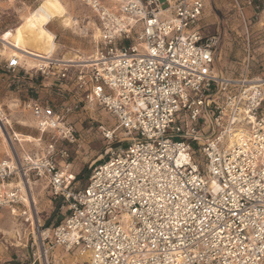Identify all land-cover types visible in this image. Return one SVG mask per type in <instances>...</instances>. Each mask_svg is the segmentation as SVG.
Instances as JSON below:
<instances>
[{
  "label": "built area",
  "instance_id": "obj_1",
  "mask_svg": "<svg viewBox=\"0 0 264 264\" xmlns=\"http://www.w3.org/2000/svg\"><path fill=\"white\" fill-rule=\"evenodd\" d=\"M82 1L100 45L88 63H47L73 95L23 103L48 142L0 159V209L27 225L45 258L58 248L82 258L73 264H264V77L249 61L239 78L217 72L219 38L202 25L208 0ZM20 68L7 60V72ZM78 95L124 136L82 189L64 146L77 143ZM30 179L64 203L54 227L40 223Z\"/></svg>",
  "mask_w": 264,
  "mask_h": 264
},
{
  "label": "rangeland",
  "instance_id": "obj_2",
  "mask_svg": "<svg viewBox=\"0 0 264 264\" xmlns=\"http://www.w3.org/2000/svg\"><path fill=\"white\" fill-rule=\"evenodd\" d=\"M59 1L65 7L71 24L53 21L47 26L56 44L51 60L65 61L73 56L90 59L100 45L99 37L94 36L98 27L93 13L82 0ZM40 3L41 0H0V159L9 157L11 152L18 155L41 153L48 142L46 136L37 132L33 118L24 110L25 101L38 100L42 104L60 105L73 95L71 86L65 88V96L60 93L59 83L50 74L52 66L46 69L47 64L15 53L4 43L13 28ZM202 25L206 35L219 38L215 60L218 73L239 78L246 63L242 65V59H246L249 61V74L264 77V0H208ZM12 53L23 56L18 59L23 68L14 73L6 70L7 60L15 58ZM41 66L43 72L38 70ZM70 120L76 128L77 143L64 146L69 153L71 171L76 175V187L82 189L93 168L107 158V151L122 147L124 136L111 115L83 102L80 95L78 113ZM102 129L115 130V138L106 140ZM16 135L30 137L33 141H19L21 137ZM28 187L44 227H54L64 219L66 210L63 201L54 199L33 179H30ZM28 233L27 225H22L8 210L0 209V264H44L45 261L49 264H73L82 260L74 253L58 248L50 250L45 258L37 240Z\"/></svg>",
  "mask_w": 264,
  "mask_h": 264
},
{
  "label": "bare ground",
  "instance_id": "obj_3",
  "mask_svg": "<svg viewBox=\"0 0 264 264\" xmlns=\"http://www.w3.org/2000/svg\"><path fill=\"white\" fill-rule=\"evenodd\" d=\"M53 21H60L65 25L71 24L67 11L59 0H41L40 5L30 12L19 25L13 28L11 35L4 43L8 48L10 47L15 50V53L19 52L25 54L32 57L37 63L45 65L51 60L56 50L54 36L47 30V26ZM94 32V36L99 37L98 28H96ZM13 50H11V52ZM14 57L20 60L23 56L21 57L20 54H14ZM65 61L88 63L91 59L84 60L78 56H73L71 59ZM34 67L33 64L32 68ZM16 136L19 138L21 137L19 141L27 143L33 141L30 137Z\"/></svg>",
  "mask_w": 264,
  "mask_h": 264
},
{
  "label": "crops",
  "instance_id": "obj_4",
  "mask_svg": "<svg viewBox=\"0 0 264 264\" xmlns=\"http://www.w3.org/2000/svg\"><path fill=\"white\" fill-rule=\"evenodd\" d=\"M246 62V59H242V65Z\"/></svg>",
  "mask_w": 264,
  "mask_h": 264
}]
</instances>
